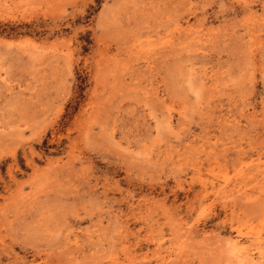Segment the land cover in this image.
Masks as SVG:
<instances>
[{"label": "rangeland", "instance_id": "374dc122", "mask_svg": "<svg viewBox=\"0 0 264 264\" xmlns=\"http://www.w3.org/2000/svg\"><path fill=\"white\" fill-rule=\"evenodd\" d=\"M260 252L264 0H0V264Z\"/></svg>", "mask_w": 264, "mask_h": 264}, {"label": "bare ground", "instance_id": "6f19581e", "mask_svg": "<svg viewBox=\"0 0 264 264\" xmlns=\"http://www.w3.org/2000/svg\"><path fill=\"white\" fill-rule=\"evenodd\" d=\"M232 252V251H231ZM257 252V251H256ZM263 252H260V257L263 258L264 255H262ZM246 264H257L256 262L253 261L252 257L250 256H245ZM258 264H264V262H260Z\"/></svg>", "mask_w": 264, "mask_h": 264}]
</instances>
